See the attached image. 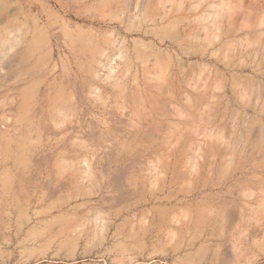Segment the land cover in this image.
I'll return each instance as SVG.
<instances>
[{
    "label": "rangeland",
    "instance_id": "1",
    "mask_svg": "<svg viewBox=\"0 0 264 264\" xmlns=\"http://www.w3.org/2000/svg\"><path fill=\"white\" fill-rule=\"evenodd\" d=\"M0 264H264V0H0Z\"/></svg>",
    "mask_w": 264,
    "mask_h": 264
}]
</instances>
